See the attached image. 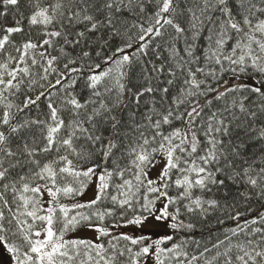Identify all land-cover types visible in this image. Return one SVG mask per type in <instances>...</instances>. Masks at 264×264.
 Wrapping results in <instances>:
<instances>
[{"label":"snow or ice","instance_id":"snow-or-ice-1","mask_svg":"<svg viewBox=\"0 0 264 264\" xmlns=\"http://www.w3.org/2000/svg\"><path fill=\"white\" fill-rule=\"evenodd\" d=\"M0 248L264 264V0H0Z\"/></svg>","mask_w":264,"mask_h":264},{"label":"rangeland","instance_id":"rangeland-1","mask_svg":"<svg viewBox=\"0 0 264 264\" xmlns=\"http://www.w3.org/2000/svg\"><path fill=\"white\" fill-rule=\"evenodd\" d=\"M86 234V233H82ZM0 264H11L10 256L6 250L0 248Z\"/></svg>","mask_w":264,"mask_h":264}]
</instances>
